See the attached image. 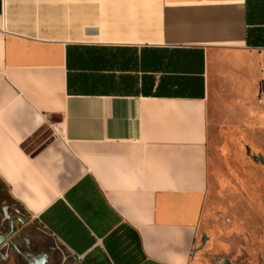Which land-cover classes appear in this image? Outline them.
<instances>
[{
  "label": "crops",
  "instance_id": "crops-1",
  "mask_svg": "<svg viewBox=\"0 0 264 264\" xmlns=\"http://www.w3.org/2000/svg\"><path fill=\"white\" fill-rule=\"evenodd\" d=\"M261 95L264 0H0V264H193L215 113L255 148Z\"/></svg>",
  "mask_w": 264,
  "mask_h": 264
},
{
  "label": "rangeland",
  "instance_id": "rangeland-1",
  "mask_svg": "<svg viewBox=\"0 0 264 264\" xmlns=\"http://www.w3.org/2000/svg\"><path fill=\"white\" fill-rule=\"evenodd\" d=\"M210 141L206 215L192 254L193 264H264V144L252 146L247 114L233 134L218 128ZM15 217L16 230L28 220L0 183V223ZM61 257V256H60ZM63 259V258H62ZM14 264V258L7 259ZM21 264H25L22 262Z\"/></svg>",
  "mask_w": 264,
  "mask_h": 264
},
{
  "label": "water",
  "instance_id": "water-1",
  "mask_svg": "<svg viewBox=\"0 0 264 264\" xmlns=\"http://www.w3.org/2000/svg\"><path fill=\"white\" fill-rule=\"evenodd\" d=\"M4 215H5V218H7V215L5 212H4ZM12 232H13V226H12V224H10V232L6 235L0 234V245H2L4 242H6L8 240V238L11 236ZM8 244L15 248V245L12 244V242H8ZM24 259L28 264H44L46 261V257L43 254H40V255L33 257L31 259H29V258H24Z\"/></svg>",
  "mask_w": 264,
  "mask_h": 264
},
{
  "label": "flooded vegetation",
  "instance_id": "flooded-vegetation-1",
  "mask_svg": "<svg viewBox=\"0 0 264 264\" xmlns=\"http://www.w3.org/2000/svg\"><path fill=\"white\" fill-rule=\"evenodd\" d=\"M17 221H18V220H17L15 217H12V218H9V219H8V223H9V225H8V229H10V223H11L12 226H13V232H12V233H14V223L17 222ZM18 240L22 241L23 244H24V246H25L26 248L33 247V244H32L29 240H27V239H25V238L22 237V234H21V236L18 238Z\"/></svg>",
  "mask_w": 264,
  "mask_h": 264
},
{
  "label": "trees",
  "instance_id": "trees-1",
  "mask_svg": "<svg viewBox=\"0 0 264 264\" xmlns=\"http://www.w3.org/2000/svg\"><path fill=\"white\" fill-rule=\"evenodd\" d=\"M259 162L264 165V160L260 159Z\"/></svg>",
  "mask_w": 264,
  "mask_h": 264
},
{
  "label": "built area",
  "instance_id": "built-area-1",
  "mask_svg": "<svg viewBox=\"0 0 264 264\" xmlns=\"http://www.w3.org/2000/svg\"><path fill=\"white\" fill-rule=\"evenodd\" d=\"M261 101L264 102V95H261Z\"/></svg>",
  "mask_w": 264,
  "mask_h": 264
}]
</instances>
